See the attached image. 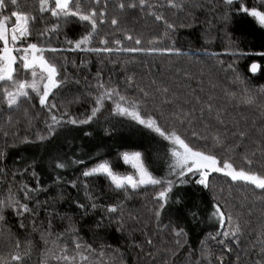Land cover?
<instances>
[{
  "label": "snow or ice",
  "instance_id": "snow-or-ice-1",
  "mask_svg": "<svg viewBox=\"0 0 264 264\" xmlns=\"http://www.w3.org/2000/svg\"><path fill=\"white\" fill-rule=\"evenodd\" d=\"M188 0H165V4L152 0H119L116 7L124 12L127 9L136 10L154 18L164 25L163 34L154 40L148 41L149 47H125L119 39L112 41L116 47H110L107 39H100L99 44L103 47H93L94 38L98 35V25L104 24L107 16V0H105L103 10L100 8V0H36L34 5L21 4V0H0V110L7 108L11 111H20L23 108L24 115L28 117V109L25 104H32L33 99H38L42 109L47 111V119L44 121L42 131L35 133L34 137H16L13 142L5 141L6 148L22 149L35 148V154L29 157L30 163L24 169L27 172L31 169V175L37 181L35 188L28 184H22L17 191L9 188L8 193L0 197V226L6 225V211L11 212L18 218L19 229H25L24 218L26 215L35 216L36 213L29 207L28 201L32 199L33 193L46 190L41 188L36 167L39 163H46L48 168L55 173L54 183L59 184L64 178L61 172L70 166H84L77 180L70 182L72 188L82 187L87 203L76 202V207L85 216L93 214L98 208L103 212L100 219L95 221V229L104 228L105 220L109 224L116 223L117 231H124L123 202L109 204L107 206L98 204L97 198L89 190L88 180H104L107 188L116 193H123L125 199H130L132 194L140 190L153 189V207L149 209L150 219L156 226L157 232H167L173 239L174 248H157L151 238H147L145 243L149 246V251L145 252L140 244L133 246L141 253L150 257L147 264H153L157 256L161 253L175 257L177 251L187 244L188 233L177 220L169 219L167 224L162 222L163 215L171 206H176L177 212L181 208L195 222L199 219V212L194 208H188L185 203L182 189L188 184L202 186L203 189H211L210 177L212 174H221L232 184L242 183L243 186H252L253 190H260L261 196L258 199L264 203V171H257L254 161L259 157L264 160V124L257 127L256 121L251 122V128L259 133L261 140L257 141L250 136L248 128L241 129L239 121L232 122L229 128L222 116L221 109H215V116H212L214 106L210 102L201 104L199 96H192L191 99L185 97L181 102L180 96L172 91L163 82L157 83L151 80L148 87L137 83L133 76H128L125 83L127 88L135 86L136 95H128L121 92L111 80L104 81L98 72L94 85H89L91 89L88 96L92 103L89 111L80 117L72 115L67 110L66 105H58L56 96L67 86L74 82L79 84V80H74L67 73V61L65 64H58L55 59H50L48 53L55 56L63 51H80L94 54H112L119 52L143 53L145 55H184L180 49L175 47L173 41L169 46H161L165 39H171V34L176 31V25L170 23L162 12L157 9L167 7L182 12ZM224 7V12L220 19L227 24L233 10L236 15L244 14L251 18L261 29H264V0H254L252 6H248L245 0H220ZM239 4L236 8L235 5ZM194 7H201L199 4ZM31 8L32 10H26ZM215 8H213V11ZM39 19L43 20L45 15L52 19L50 26H45L39 33L36 42L30 39L33 34V26ZM191 15V13H189ZM80 25L85 29V33L76 40L68 39L65 36L67 49L50 47L46 43L53 34H59L63 29L71 25ZM111 24L118 25V20L112 17ZM185 27V25H180ZM191 27V25H187ZM125 40L132 41L131 35H125ZM206 42H208L206 40ZM135 45L142 44L141 39L136 38ZM227 54L239 58L251 53L231 51ZM212 57H218L217 53H211ZM264 56V52L256 53ZM235 62V61H234ZM217 63L223 65V61L217 59ZM73 61V67H75ZM81 66H86L82 61ZM224 72L231 71L234 74V83L241 85L239 92L225 90V95L229 102L235 107H249L261 109V117L264 118V86L250 90L238 74L234 63L228 64L227 68L221 69ZM249 72L256 74L261 70V66L252 63ZM23 72L24 78H19ZM188 79L189 74H185ZM215 87V85H213ZM50 97L52 99H50ZM79 102L76 97L68 103ZM110 102V103H109ZM194 102V103H193ZM192 105L185 108L184 105ZM196 105L200 115H196ZM105 111L108 117H123L131 122L130 127L141 136H149L157 143L162 144L165 149L164 159L166 172L164 176L154 175L151 170L152 163L146 152L117 151L115 160L103 158L99 151L94 156H89V160L95 161L91 167L83 157L68 158L56 151V143L61 137L69 134H78L82 138L94 136V124L99 123V117ZM205 112L208 119H205ZM215 120V124L211 121ZM199 121V125H197ZM8 123H12L11 115L8 116ZM3 135L7 137L6 130ZM113 127L103 128V134L111 137ZM245 141H250V147ZM243 148V151H238ZM156 159L159 155L153 153ZM7 157L6 149L0 150V161ZM239 157V165L236 160ZM122 162L125 166H130L131 172L117 170L116 164ZM264 168V165H261ZM4 169L0 167V172ZM213 179L215 177H212ZM222 192L223 189L221 188ZM21 194L23 199H21ZM211 212L207 219L209 223L216 224L217 231L209 233L205 240H202L199 249V258L191 260L192 250L189 249L188 258L190 264H225L226 254L233 252L234 248H240L241 240L247 236L250 238L255 233L254 239L248 240V247L243 249L245 255L249 252L256 253L254 264H264V217H262L257 229L249 227L250 222L243 218L240 212H234L228 205L226 199L213 194ZM243 207V205H241ZM252 213L249 211L248 216ZM135 219V217H133ZM68 223L63 231L54 232L51 220L48 221L47 228L38 227L35 220L31 221L32 231L39 232L40 240L43 243L40 264H126L125 257L119 248L102 244L99 249L84 241L80 236V230L76 227L71 217H67ZM140 221H137L139 223ZM147 228V223L144 224ZM147 236V233H145ZM0 239L5 240L12 250L8 256L0 255V264H28L31 258L34 242L26 239L22 244L18 237H15L10 228L0 227ZM208 241L214 242L220 247L221 252L216 255L209 246ZM151 249H155L152 251ZM163 264H168V260H163ZM235 264H240V256L237 255Z\"/></svg>",
  "mask_w": 264,
  "mask_h": 264
},
{
  "label": "trees",
  "instance_id": "trees-1",
  "mask_svg": "<svg viewBox=\"0 0 264 264\" xmlns=\"http://www.w3.org/2000/svg\"><path fill=\"white\" fill-rule=\"evenodd\" d=\"M34 5L36 0H21V4ZM119 0H107V16L105 23L98 25V35L94 38L93 47H103L99 44L100 39H107L110 47H116L112 41L119 39L122 46L125 47H149L148 41L159 38L165 28L162 22H157L153 17L143 14L136 10L127 9L121 12L117 7ZM153 3L165 4V0H152ZM248 6H252L254 0H245ZM105 0H100V8L103 10ZM199 4L201 7H194ZM236 8L239 4L235 5ZM187 8V11H186ZM213 8L215 10L213 11ZM26 10H32L28 8ZM162 12L168 22L176 25V31L171 34V39H165L161 46H169L175 42V47L180 49L184 55L168 56V55H145L143 53H84L80 51H63L55 56L48 53L50 59L63 65L67 61V73L74 80L80 83H70L67 88L60 92L55 101L58 105L63 103L66 105L70 114L77 117L86 114L92 103L88 96L91 90L89 85L96 83L95 77L99 72L104 81H109L118 86L122 93L125 91L128 95H136L135 86L127 88L125 83L128 76H133L137 83L144 87H148L151 80L157 83L163 82L168 85L172 91H175L181 98V102L185 97L191 99L192 96H199L201 104L210 101L214 106L212 116H215V109L222 110V116L229 128H232L233 121H239L241 129L248 128L250 136L257 141L261 137L255 129L251 128V122L256 121L257 127L264 124V118L261 117V109L249 107H235L229 102V98L225 95V90L230 92H239L241 85L234 83V74L231 71L224 72L221 69L227 68L228 64L234 63L236 74L244 79L245 84L250 90L258 89L264 86V56L256 55V53L264 52V29H261L251 18L244 14L233 15L230 21L225 24L220 16L224 12V7L220 4V0H190L185 10L182 12L167 7L157 9ZM191 13V15H189ZM38 19L33 26V34L30 38L32 42H36V38L45 26H50L53 22L49 15H45L44 19ZM112 17L118 20V25L111 24ZM185 25L181 27L180 25ZM187 25H191L188 27ZM85 33V29L80 25H71L63 29L59 34H53L46 43L50 47L67 49L69 46L65 43V36L68 39H79ZM131 35L132 41L124 39L125 35ZM136 38L141 39L142 44L137 46L134 41ZM206 40L208 42H206ZM238 51L251 53L243 57L235 58L228 52ZM211 53H217L218 57H212ZM217 59L223 61V65L217 63ZM73 61L75 67H73ZM82 61L86 66H81ZM235 61V62H234ZM257 63L261 66V70L256 74L249 72V66ZM191 76L190 79L185 74ZM19 78H24V73H20ZM215 85V87H213ZM78 97L79 102L68 103L69 100ZM50 99H52L50 97ZM110 103V102H109ZM194 103V102H193ZM190 108L192 105H184ZM196 105V115L199 116V108ZM24 108L28 109V117L24 115L23 108L20 111H9L6 107L0 110V129L6 130L9 135L5 137L3 131H0V150L6 149L7 157L0 161V167L4 169L0 172V197L8 193L9 188L17 191L20 185L28 184L35 188L37 181L31 175V169L27 172L24 169L30 163L29 157L36 153L35 148L13 149L6 148L5 141L13 142L16 137L29 136L34 137L35 133L42 131L44 121L47 119L46 109H42L38 99H33L32 104H25ZM11 115L12 123H8V116ZM207 120L208 113L205 112ZM108 112L105 111L99 117V123L92 127L95 129L94 136L91 138H82L78 134H69L61 137L56 143V151L63 155L65 159L83 157L88 166L91 167L95 162L89 160V156H94L97 151L103 154L104 159L115 160L117 151H134L139 150L146 152L151 159L154 175L164 176L166 172V164L164 159L165 149L162 144L157 143L149 136H141L130 127L131 122L123 117H105ZM215 124V120L211 121ZM199 125V121H197ZM114 131L111 137L103 134V128L113 127ZM250 147V141H245ZM243 150V148H241ZM238 150V151H241ZM153 153L159 155V159L153 156ZM259 154L255 159H259ZM257 165V164H256ZM84 166H70L63 172V180L54 183L55 173L50 170L46 163H39L36 172L39 176L41 188L46 190L32 194V199L28 201L29 207L36 213L26 215L24 218L25 229L18 227V218L11 212L6 211V225L0 227L10 228L15 237H18L22 244L26 239L34 242V249L28 264H40L43 243L40 240L39 232L32 231L31 221L35 220L38 227L47 228L48 221L51 220L52 230L61 232L66 227L71 217L76 227L80 230L79 234L84 241L92 244L94 248L104 245H111L113 248H119L123 253L126 264H147L150 257L141 253L134 247V244H140L144 247L145 252L149 251V246L145 243L147 238H151L157 248H174L173 239L167 232H157L156 226L150 219L149 209L153 207L152 190H140L136 194H132L130 199H125L123 193L110 191L104 180H88L89 190L92 195L97 198L98 204L107 206L123 202L124 212V231L118 232L117 224H109L105 220V227L99 230L95 229V221L100 219L103 212L100 208L95 213L85 216L83 212L76 207V202L87 203L85 193L82 187L72 188L70 182L77 180ZM117 170H122V162L116 164ZM264 171V169H260ZM80 179H83L80 177ZM221 181L223 191L221 196L226 199L229 207L234 212L243 214V218L250 222L251 229H257L264 217V203L258 199L261 196L260 190L254 191L248 187L238 183L233 186ZM214 193H216L214 191ZM209 189H203L202 186L188 184L183 187L182 194L188 208H194L199 212V219L195 222L188 216L184 209L181 208L177 212L176 206H171L163 215L162 222L167 224L169 219L177 220L180 218L181 223L185 227L188 236L187 244L177 251V255L172 257L167 253L161 252L153 264H163V260L167 259L168 264H190L188 253L192 250L191 260L195 261L199 258V249L201 241L205 240L209 233L217 231V225L208 222V215L211 212L213 203V194ZM220 196V195H218ZM21 199H23L21 194ZM141 204L145 211L139 212ZM243 205V207H241ZM249 211L252 215L248 216ZM135 217V219H133ZM137 221H140L137 223ZM147 223V228L144 224ZM147 233V236H145ZM251 239L255 238L253 232ZM245 235L241 240L240 248H234L233 252L240 256V264H254L256 257L255 252H249L245 255L243 249L247 248L248 240ZM209 246L216 255H219L221 249L214 242L208 241ZM12 250L5 240L0 239V255L7 257ZM155 251V249H151ZM233 252L226 254L225 264H235L236 257ZM213 264L215 259L213 257Z\"/></svg>",
  "mask_w": 264,
  "mask_h": 264
},
{
  "label": "rangeland",
  "instance_id": "rangeland-1",
  "mask_svg": "<svg viewBox=\"0 0 264 264\" xmlns=\"http://www.w3.org/2000/svg\"><path fill=\"white\" fill-rule=\"evenodd\" d=\"M190 1V0H188ZM185 10V9H184ZM186 11H187V8H186ZM22 73V72H21ZM20 75V74H19ZM241 150V149H239ZM243 150H241L242 152ZM237 164L239 165L240 161H239V157H237V160H236ZM257 164V165H256ZM261 165H264V160H262L261 158L259 159H255L254 161V167H255V170L257 171H260L261 169ZM122 170L124 171H127V172H131L132 169L130 168V166H125L122 164ZM264 169V168H262ZM212 177H215L214 179ZM212 177H210V183L212 185L211 189H209L212 193H214V191L216 192L217 195H220L219 197L222 198L221 196V191H220V187H221V181L223 180L224 182L223 183H228L230 185H233V186H237V184H232L230 181H228L226 178L222 177L221 174H212ZM248 188L252 189L253 190V187L252 186H247ZM149 190H152V193H153V189L151 188H148L147 191ZM254 191H258V190H254ZM153 195V194H152ZM153 197V196H152ZM153 202V200H152ZM145 211L144 209V206L141 204L140 208H139V212L143 213ZM236 253L233 252V256L236 257L237 256V249L235 250Z\"/></svg>",
  "mask_w": 264,
  "mask_h": 264
}]
</instances>
